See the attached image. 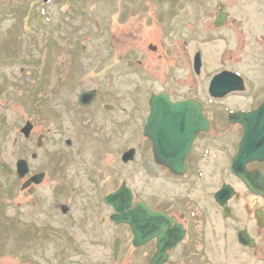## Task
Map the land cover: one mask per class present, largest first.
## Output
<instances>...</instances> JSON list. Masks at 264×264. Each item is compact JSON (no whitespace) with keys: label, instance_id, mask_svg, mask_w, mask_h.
I'll list each match as a JSON object with an SVG mask.
<instances>
[{"label":"rangeland","instance_id":"374dc122","mask_svg":"<svg viewBox=\"0 0 264 264\" xmlns=\"http://www.w3.org/2000/svg\"><path fill=\"white\" fill-rule=\"evenodd\" d=\"M220 3L231 19L218 27ZM221 70L242 76L245 92L212 99L209 85ZM88 91L98 95L89 109L78 103ZM154 94L201 102L221 129L229 112L259 105L264 0H0V264H106L81 247L89 244L81 235L121 182L149 199L143 132ZM215 136L208 140L221 152L209 153L206 174L228 162L241 132ZM139 146L138 159L123 163L118 150ZM21 159L31 174L46 172L33 195L21 190ZM102 233L91 231L93 239ZM218 249L214 264H264V255L225 247L222 238Z\"/></svg>","mask_w":264,"mask_h":264},{"label":"flooded vegetation","instance_id":"af4514ba","mask_svg":"<svg viewBox=\"0 0 264 264\" xmlns=\"http://www.w3.org/2000/svg\"><path fill=\"white\" fill-rule=\"evenodd\" d=\"M222 7H224V10H222ZM221 11L226 15V22L229 21L231 15L228 8L225 4L220 3L216 22L220 18ZM224 71L231 70H221L214 77ZM166 95L170 96L169 94ZM97 96L96 93L93 102H95ZM170 100L173 103L185 100L197 101L189 98L175 101L171 96ZM263 101L264 98L254 108L233 112H252L258 109ZM90 106L85 108L89 109L91 108ZM108 106L110 110L113 109L111 105ZM203 110L209 122V131L200 132L196 135L192 150L185 159V171L181 174L174 172L171 168L164 165L159 166L161 172V176L159 177L149 175L144 170L143 164L145 160L155 159V156L153 141L145 137L143 132L145 158L142 160V168L149 181L154 183L151 186L149 199L140 200L137 196L138 194L134 193L128 184L123 181L105 195L103 199L104 206H100V203L96 201L98 203L95 206L99 208L102 217L97 220L95 219L93 223H91L92 221H87L89 223L87 230L81 235V237L85 238L86 242H89V244L84 242V245L81 246L86 248L85 250L89 255L94 254L99 256V261L101 262H105L106 258V264H151L159 253L158 243L160 236L152 234L144 243L136 244V236L132 227L127 223H117L113 219L116 211L105 202V198L117 193L122 188L123 183H126L127 188L132 194L131 209L141 203L146 205L153 213L163 214L172 220L171 234L178 237L176 238L177 244L167 250V260L163 264H214V258L219 255V252L221 253L218 249L220 238L225 243V247L227 245H238L240 249L245 251H257L261 255H264V163L253 162L246 165L248 174L258 173L260 176V183L252 186L256 191L254 192L232 169L233 161L239 151V143L243 136L242 127L232 125L228 121L227 128L221 129L218 127L217 118L210 117L204 106ZM149 114L150 111L148 116ZM148 116L144 125H146ZM236 128L241 132V136L237 146L236 142L232 143L234 145L233 156L228 158L229 163L227 162L228 164L226 163L221 168H214L206 174L201 166L209 158V153L213 150L218 152V154L221 152V148H218L215 143L211 144L208 139L211 136L216 137L215 134H224ZM41 137L38 140L40 147L44 144V139L41 140ZM200 140H206L207 142H205V149L202 153H198L197 151V143ZM138 148L126 151L121 147L118 153L122 156V162L124 163V156L129 151H134V160L132 162L136 161L140 154V146ZM28 166L30 172L23 180V184L36 174L44 173L46 177V172L31 174L29 163ZM35 189L37 190V187ZM25 191L28 193V189ZM87 203L88 201L78 211L88 210ZM69 209L67 205L61 207L63 213L69 212ZM73 210L76 211L72 208V212ZM82 220L85 221L84 218ZM93 230L103 231V233L95 235V239H93V235L91 234ZM151 230L153 229L151 228ZM167 230H169V227L164 232ZM73 240L76 239L74 238ZM242 241L246 243V246L241 244ZM222 252L225 254V250ZM96 262L92 260L93 264H98Z\"/></svg>","mask_w":264,"mask_h":264},{"label":"water","instance_id":"95a60500","mask_svg":"<svg viewBox=\"0 0 264 264\" xmlns=\"http://www.w3.org/2000/svg\"><path fill=\"white\" fill-rule=\"evenodd\" d=\"M44 2L48 3L49 0H44ZM222 10H224V7H222ZM225 21L226 15L221 11L216 25L220 27ZM150 49L156 50L154 47H150ZM201 67V55L197 53L194 58V71L197 75L200 74ZM245 90L244 79L229 71L216 75L209 85V95L215 100H223L231 94L243 93ZM95 95V92L81 93L79 105L89 107L93 103ZM149 107L150 114L145 125L144 136L153 141L155 159L145 160L143 168L149 175L158 177L161 176L159 166L162 165L181 174L185 171V159L192 150L196 135L200 132L209 131V122L204 115L203 105L194 100L173 103L170 96L166 94H154L149 100ZM228 120L230 124L239 125L243 129L239 151L234 158L232 169L241 180L256 192L252 186L260 183V176L258 173L248 174L246 165L253 162L264 163V101L258 109L252 112L230 113ZM32 130L33 125L28 122L21 133L28 139ZM34 158H36V155H34ZM133 160L134 151L127 152L124 156V163L127 164ZM29 172L28 162L19 160L16 164L18 178L23 180ZM44 178V173L34 175L22 185L21 190L28 189L29 195L35 194L37 191L35 187L40 186ZM105 202L116 211L113 219L117 223H127L132 227L136 236V244L144 243L152 234L160 236L159 253L151 264L165 263L167 250L177 244L176 238H178L171 234L172 220L163 214L153 213L146 205L141 203L131 209L132 194L126 183H123L122 188L117 193L106 197ZM167 227H169V230L164 232ZM241 244L246 246L244 241Z\"/></svg>","mask_w":264,"mask_h":264}]
</instances>
